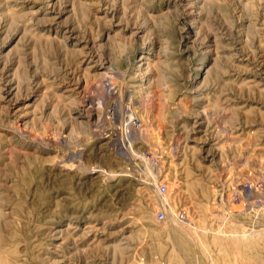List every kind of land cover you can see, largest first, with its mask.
<instances>
[{
  "label": "rangeland",
  "instance_id": "obj_1",
  "mask_svg": "<svg viewBox=\"0 0 264 264\" xmlns=\"http://www.w3.org/2000/svg\"><path fill=\"white\" fill-rule=\"evenodd\" d=\"M144 53L154 65L147 74L139 71ZM97 57L134 98L143 76L144 86L161 76L158 156L138 144L137 165L109 157L78 108L73 115L85 124L69 148L12 130L19 116L35 134L59 127V96L78 97L82 71ZM16 68L32 88L17 97L9 83ZM58 74L65 82L52 87ZM230 135L241 141L227 144ZM176 136L183 151L170 163ZM63 153L74 167L57 163ZM145 159L166 161L159 188ZM163 187L177 214L208 230L204 246L166 232ZM263 193L264 0H0V264H264V235H242L264 230ZM217 212L241 239L215 242Z\"/></svg>",
  "mask_w": 264,
  "mask_h": 264
},
{
  "label": "bare ground",
  "instance_id": "obj_2",
  "mask_svg": "<svg viewBox=\"0 0 264 264\" xmlns=\"http://www.w3.org/2000/svg\"><path fill=\"white\" fill-rule=\"evenodd\" d=\"M65 39L67 40V38H65ZM61 44H62L63 48L68 53L69 51L67 50L66 45H64L66 43L62 42ZM142 55H143V57L140 58V61H139V62H142V64L139 66L140 73L144 72L145 74H147L149 72H152L154 69V65L147 61L148 60V56H147L148 53H144ZM97 59L98 60H95L94 58H90L91 63L89 64V66L86 69H84L82 71L81 77L84 78L85 85L81 88V91H79L80 93H78V95H77L78 97L72 98L73 94L71 96H68V95L67 96H64V95L59 96L58 102L54 106V110H53V112H54L53 114L57 115L56 120L58 122L59 127L57 126L54 129L51 127H47L46 130L41 134H40V132H39V134H37V133L35 134V132L33 133V131L30 129L32 131V133H31V131L28 130V128L30 126L28 127L29 124L27 121H25V119H24L25 117L21 118L19 116V119L17 118L18 121H17L16 125H14L15 127L12 126L14 129H12V128L11 129L16 130L21 138H23L25 141H28L31 143L34 141V142H39L40 144H44V145H48V146L56 143V144H60V146L63 148H69L68 146L72 144V142H71L72 139L74 137H77V136L82 134L80 129H83L82 126H83V124H85L78 117H75L73 115L72 110L74 108H78L80 110V112H85V115L88 117L86 124L89 127V132H90L89 136H92V138H95V139H98V140H101L102 142H104V144L102 146H103V149H106V150H108V152H110L109 157L121 159L122 161H125L130 165L136 164V158L138 157V153H136L135 149H136V146L138 144L144 145L156 156L159 153L160 147L162 145L161 135L163 134V131H164L163 126H162L163 119H164V110L160 104V103H162L163 98H162V95L157 94V90H156L157 86L158 87L162 86L160 84L161 76H156L155 80L150 81L151 85H149V86L143 85L145 83L144 79L146 78V76H143L142 77L143 80L141 82L142 86L139 87L137 90L138 97L134 98L133 97L134 95L132 96L133 92L126 91V88L124 87V85L122 83V78L119 76V74H120L119 71L117 69H114V67L112 65H110L109 62L108 63L105 62L106 60L103 61V58L97 57ZM105 63H107V64H105ZM17 65H18V63H17ZM76 65H77V69L80 68L79 64H76ZM107 65H109V66H107ZM143 67H145V68L142 69ZM14 70H15V68H14ZM13 75L14 76H13L12 80L9 81V83L12 84L15 81V83L17 84L16 89H15V94H14L15 97H17L18 95H20L19 92L23 89V87L28 84V81L26 82V78L24 76L21 77V74L19 73V68H16V71L14 72ZM61 77L62 76H60L58 74L54 78V81H52L53 82L52 87H60L59 85L62 82H65L64 79H62ZM30 84H32V83H30ZM65 84H67V83H65ZM154 85H156V86H154ZM24 89H25V87H24ZM28 89L29 90L32 89V88H30V85H29ZM65 92H73V90L68 91V89H66ZM48 97H49L48 94H43L42 98L40 97L41 99L37 101V104L35 106H33L34 111H36L40 107V105L44 106V104L46 102L45 99H48ZM63 99H68L69 104L61 103V100H63ZM122 100L123 101L129 100V102L131 101V104H128L129 109L127 111H124V109H122V107L120 106L121 102H123ZM78 116H80V115H78ZM35 118H36V116H35ZM155 120L157 123L154 122ZM207 121L208 120L206 118V122ZM211 123H212V121H211ZM252 135H254V134H252ZM231 136L232 135H230V138H229L227 144H229V143L230 144L231 143L237 144L241 141L240 139H238L239 137L238 138L236 137L237 138L236 139V138H232ZM79 138H80V136H79ZM249 139H251V138H249ZM252 139H253V137H252ZM73 142L75 143V140ZM253 143H254V141H253ZM84 144H85V142H84ZM169 147H170V154L172 156L171 160L173 159V161L172 162L170 161V163H175V160L178 158V156L183 151L182 137L176 136L173 143ZM76 148H77V146L75 147V150H76ZM187 149H190V148L187 147ZM68 154L63 153L62 156H57V157L61 158V160L57 163L63 164L62 167H65V168L70 167L71 168V167L75 166L74 164L73 165L70 164V159H68L69 157L67 158ZM152 156H151V158H152ZM82 157H83V155L81 154L79 156V158L81 159ZM161 157H162V155H161ZM158 159H159V157H158ZM143 163H145V164L144 165L142 164V165L143 166L146 165L145 166V167H147L146 170L149 171V173L154 177L153 186H154V188H157L159 185L161 177H163V174L166 172V161H163L160 159L159 163L154 164L155 162L152 163L151 161L145 159V161ZM245 163H247V162H245ZM81 164H82V162H81ZM133 169H135V166L133 167ZM81 170H83V169H81ZM84 170L86 171V169H84ZM87 171H89V170H87ZM90 172L96 173L99 171H96L94 169ZM253 172H255V171H253ZM253 172L251 174H253ZM256 172H257V170H256ZM253 176H255V177H252V175L250 177L256 178L255 174H253ZM137 179H138V177H137ZM256 179H253V180H256ZM253 180H252V182H253ZM253 183L256 184V181ZM167 190H168V188H167ZM169 190H170V188H169ZM169 190L166 193L160 195V200L163 203V205L165 206V210L167 212V215L169 216V221L163 222L164 224L162 223L164 225V229L169 234L173 233L176 236H179L180 238L189 239V240L194 241V242L199 240L202 243V245L204 246V241H205L204 239L208 235V230L202 226L197 225L195 222H193L190 219V217L186 216L185 214H182V213L177 214V212L173 209V206L170 202V196L168 194ZM232 190H233V188H232ZM234 191H236V190L234 189ZM262 191H260V193ZM239 193H241L240 190H239ZM170 194H171V191H170ZM245 195H247V193H245ZM248 195H251V194H248ZM243 196H244V194H243ZM235 198H236V196H235ZM228 201H231V200L229 199ZM246 201H248V200H246ZM240 202L243 203L244 201L243 202L240 201ZM236 205L237 204H235V206ZM249 205L252 208L257 207L256 206L257 204L255 205L253 203H250ZM260 205H261V203H260ZM232 206L233 207H231V210H233L232 208H234V205H232ZM241 206L235 207L236 211H237V208H239V210H240ZM260 208H261V210H264L263 204ZM216 210H217V208H216ZM223 211H224V209H223ZM217 213L215 214V216L221 220V224L219 225V227L217 229L210 231V233L214 237L215 242H217V243L224 245V244L230 243L232 241H238L239 239L242 238L241 237L242 235L244 237L247 236L249 238L248 240L252 241V240H254V238H258V237L264 235V230H260L259 232L252 230V232H249V233L244 232V233H242V235H239L238 233H233V231H230L227 229V228L230 229V227H228V224L230 222H227L226 217H224L225 215L223 216V214H221V212L218 214ZM250 231H251V229H250ZM194 247H196V244ZM238 252L239 251H237V253ZM237 256L234 258V259H236V261L238 258ZM213 261H214V259H213ZM52 263H56V261H53ZM211 263H212V260H211ZM136 264H144V263L139 262Z\"/></svg>",
  "mask_w": 264,
  "mask_h": 264
},
{
  "label": "built area",
  "instance_id": "obj_3",
  "mask_svg": "<svg viewBox=\"0 0 264 264\" xmlns=\"http://www.w3.org/2000/svg\"><path fill=\"white\" fill-rule=\"evenodd\" d=\"M162 189H163V190H162V193H163V194L167 192V188H166V187H163ZM242 194H243V191H242ZM242 194H241V196H243ZM159 220H160L161 222H162V221H165V215H164V214H161L160 217H159Z\"/></svg>",
  "mask_w": 264,
  "mask_h": 264
}]
</instances>
